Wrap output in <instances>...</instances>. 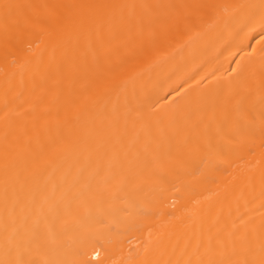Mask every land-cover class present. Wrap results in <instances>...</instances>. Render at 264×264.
<instances>
[{"label": "bare ground", "instance_id": "1", "mask_svg": "<svg viewBox=\"0 0 264 264\" xmlns=\"http://www.w3.org/2000/svg\"><path fill=\"white\" fill-rule=\"evenodd\" d=\"M0 264H264V0H0Z\"/></svg>", "mask_w": 264, "mask_h": 264}]
</instances>
